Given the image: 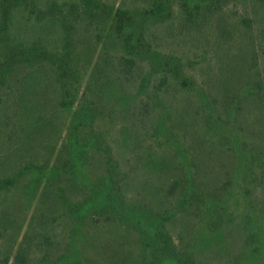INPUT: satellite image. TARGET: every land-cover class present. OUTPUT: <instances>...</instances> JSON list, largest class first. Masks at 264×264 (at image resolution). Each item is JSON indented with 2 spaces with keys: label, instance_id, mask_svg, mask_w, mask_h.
Segmentation results:
<instances>
[{
  "label": "rangeland",
  "instance_id": "rangeland-1",
  "mask_svg": "<svg viewBox=\"0 0 264 264\" xmlns=\"http://www.w3.org/2000/svg\"><path fill=\"white\" fill-rule=\"evenodd\" d=\"M47 1L61 5L64 7L62 11H66L71 3L82 9L78 0H36L29 4L28 9L21 4L12 11L5 46L15 50L21 45L28 47L41 41L51 54H60L66 41L65 32L58 21L51 19ZM103 1L114 9L123 3L124 8L139 9L150 6L152 2ZM8 2L0 0V21L1 4L8 5ZM252 7L249 0H236L225 8L223 21L228 25H223L229 27L231 35L222 44L215 29L216 23L201 32L181 29L175 5L167 22L146 24L144 38L155 50L180 56L185 71L198 82L207 84L208 92L219 99L226 81L235 85L243 80V84L253 77L249 69L250 47L262 48L258 50V56L264 63V25L256 18ZM244 19L254 21L253 26L246 28L242 23ZM71 34L73 69L77 79L71 88L75 96L72 94L66 100L62 98L64 80L56 75V67L48 62L31 67L16 66L0 82V179L16 177L8 191H0V257L11 252L13 259L26 237L39 247L36 254L39 264H146L143 255L148 253H143L139 246L142 235L134 229L118 222L91 224L88 227L81 220L70 217L69 197L74 201L81 200L82 186L94 182L97 177L93 171L87 170L84 161V166L74 163L75 167L70 170L72 161L69 158L68 132L77 109L84 102L92 106L98 103L96 127L109 131L110 139L121 145L118 148L121 152L123 145L127 146L122 143L123 128L140 130V126L144 125L139 113L144 108L138 96L139 79L121 87L114 80L121 78L116 70L119 65L117 59L122 54L121 47L116 43L105 47L106 33L100 34L82 19L74 24ZM5 46H0V67H6L7 63ZM111 56L115 57L113 64L117 68L105 65L104 59ZM146 69V62L141 63L139 74ZM247 73L251 74L250 77ZM171 92V96L162 95L161 99L172 111V123L177 125L178 114L185 112L187 103L183 99L185 94L174 93V88ZM68 100L73 101V107L64 109L62 101ZM141 101H147L146 97H142ZM257 110L259 112L260 107H256ZM242 119L244 125H253L255 117L247 114ZM145 124L150 128L154 121L147 119ZM142 141L148 145L152 140L143 136ZM131 151L125 150L121 154L122 162L127 158L132 163L136 161L138 156L134 154L135 150L130 154ZM167 156L169 153H164L169 173L163 174V177L169 179L172 163ZM144 162L148 167H138L135 163L137 168H134L130 163L129 196L149 204L151 200L160 203L155 193L159 184L158 176L153 174L155 161ZM219 165L217 159H209L205 166L216 172V181L220 177L217 173L220 172ZM173 178L172 175L166 184ZM201 179L204 187L213 185L212 175ZM256 192L258 200L262 201L264 190L256 189ZM167 206L170 207L169 204ZM255 210L257 220L254 223L233 222L218 229L219 226L205 209L192 207L189 212L179 214L172 224L171 233L178 251L189 253L192 264H264V242L256 235L251 237L245 233L249 224L254 229L264 228V202L258 201ZM75 211V214L81 212ZM180 258L177 256L172 264H185L182 261L185 257Z\"/></svg>",
  "mask_w": 264,
  "mask_h": 264
},
{
  "label": "trees",
  "instance_id": "trees-1",
  "mask_svg": "<svg viewBox=\"0 0 264 264\" xmlns=\"http://www.w3.org/2000/svg\"><path fill=\"white\" fill-rule=\"evenodd\" d=\"M7 1L8 5L1 4L0 34L4 37L0 35V46L7 43L6 35L13 9L21 4L28 9L31 2H36ZM78 1L81 10L78 5L71 3L66 11H62L64 7L58 3L47 1L51 19L58 21L65 32L66 41L60 54H51L41 41L28 47L21 45L15 50L6 45L4 56L7 63L6 67H0V82L16 66L31 67L48 62L56 67V75L64 80L62 98L66 100L75 96L71 87L77 79L73 69L74 48L70 40L74 24L81 19L100 34L106 33L105 47L110 43L120 46L122 54L117 59L118 68L113 64L114 56L104 59V62L106 66L117 68L123 81L117 77L114 80L120 87L139 79L138 96L140 105L144 106L139 113L144 125L140 126V130L123 128L122 143L127 146L123 145L121 152L118 149L121 145L110 139L111 133L96 127L98 103L92 106L84 102L77 109L68 132L69 158L72 161L70 170L75 167L74 163L82 164L84 161L87 170L93 171L97 177L94 182L82 186L81 200L74 201L69 197L70 217L81 220L88 227L91 224L118 222L134 229L142 235H139V246L143 253H148L143 255L146 264H172L177 256H184L182 261L192 264L189 253L178 251L171 233L172 224L179 214L189 212L192 207L205 209L219 226L218 229H223L233 222L254 223L257 220L255 206L258 201L264 202V198L258 200L256 192V189L264 190V63L258 56V50L262 48L250 47L249 69L253 77L247 73L250 78L243 84V80L235 85L226 81L217 99L208 92L207 84L198 82L185 71L180 56L152 48L144 38V30L148 23L167 22L175 5L179 11L181 29L201 32L216 23L215 29L222 44L231 35L229 27L223 25L228 24L223 21L222 14L236 0H152L150 6L139 9L124 8V3L114 9L103 0ZM249 2L253 5L254 15L264 25V0ZM39 19L43 18L39 16ZM242 23L246 28H251L254 21L244 19ZM144 62L147 69L139 74L141 63ZM172 88L175 89L174 93L185 94V98H182L187 103L185 112L178 114L177 125L172 123V111L161 99L162 95L171 96ZM142 97H146L147 101H141ZM62 106L70 109L73 101H62ZM256 107H260L259 112ZM247 114L255 117L253 125H244L242 118ZM147 119L154 121L150 128L146 127ZM143 136L151 137V144L145 145ZM130 149L135 150L134 154L138 158L133 163L129 158L122 162L121 154ZM164 153H169L167 157L172 163L171 174L174 178L169 184L166 182L172 175L169 179L163 177V174L169 173ZM209 159L220 162L218 181L214 178L216 172L205 167ZM144 161H155L153 174L159 180L155 193L160 203L151 200L149 204L129 196L130 163L134 168L137 165L146 168L148 166ZM205 175H212V186L202 185L201 178ZM15 178L0 179V191H8L10 185L15 183ZM155 206L157 209H154ZM75 210L81 212L75 214ZM250 224L245 233L251 237L256 235L264 242V228L254 229ZM262 247L264 250V244ZM38 251L39 247L25 237L14 258L11 252H7L0 257V264H39Z\"/></svg>",
  "mask_w": 264,
  "mask_h": 264
}]
</instances>
